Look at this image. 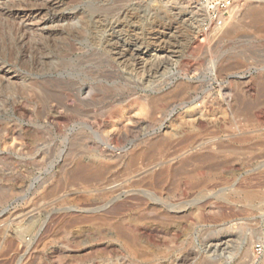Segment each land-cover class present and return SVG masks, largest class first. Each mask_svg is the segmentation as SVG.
<instances>
[{
  "label": "rangeland",
  "instance_id": "1",
  "mask_svg": "<svg viewBox=\"0 0 264 264\" xmlns=\"http://www.w3.org/2000/svg\"><path fill=\"white\" fill-rule=\"evenodd\" d=\"M62 1L68 21L51 26L80 33L65 41L20 9L33 0H0V264H264L263 24L245 18L235 39L195 36L202 12L192 0ZM253 5L264 19V0H233L229 13ZM15 26L43 33V53L19 48ZM86 85L93 106L72 99ZM52 92L64 101L42 99ZM90 140L102 175L73 179ZM154 141L137 172L128 168ZM183 161L195 170L174 190L171 176L145 191L139 179ZM225 235L228 246L216 247Z\"/></svg>",
  "mask_w": 264,
  "mask_h": 264
},
{
  "label": "bare ground",
  "instance_id": "2",
  "mask_svg": "<svg viewBox=\"0 0 264 264\" xmlns=\"http://www.w3.org/2000/svg\"><path fill=\"white\" fill-rule=\"evenodd\" d=\"M27 1V0H26ZM83 1H88V0H83ZM91 1V0H90ZM24 2H25V0H24ZM74 3V2H73ZM25 4V3H24ZM68 4V3H67ZM70 4H71V1H70ZM18 5V4H17ZM19 5H21V3L19 4ZM64 5V2L62 1V0H33V2H30V3H28V4H26V6L25 7H22V8H20V9H22L23 11L24 10H26L28 13H31L32 15H37V17H39L38 19H37V21H38V24L37 25H39V27H40V29H41V32H42V30H45V29H47V32H51V31H57V34H58V32H60V33H62L61 35L63 36L64 34L65 35H68V38H72V36L73 37H76L77 35H76V33L78 32V30L76 31L75 29H76V27L75 28H69V30H68V28H67V30H63V29H61L62 27H61V25H58V26H56V24H54L55 26H51V24L52 23H56V22H59V21H63L64 19H66V17L64 16V14H63V8H62V6ZM24 6V5H23ZM259 6V5H258ZM233 7V6H232ZM231 6H230V8H232ZM262 7V6H261ZM19 8V7H18ZM232 9H234V8H232ZM17 10V9H16ZM8 11V10H7ZM5 12V11H4ZM26 12V13H27ZM42 12H43V14H42ZM195 12H199V14L198 15H201L200 14V11L198 10V11H195ZM260 12H262L261 10H260V8L259 7H257V6H255V5H253V7H251L250 6V8L248 7L245 11H243V12H241L240 14H237V12H232L233 14L232 15H230V13H229V15H230V17H231V19H232V22L230 23L229 22V24L227 23V22H225V24L219 29V30H217L216 32H214L215 34H217V33H219V35L220 36H218V37H222L223 39H235L236 37H237V34H238V31H239V29H240V27H243L244 26V24L242 23V22H244V21H242V20H244L245 18H249V22L250 23H262L263 25H261L260 24V27H259V31L260 30H264V19H262L261 18V13ZM10 13V12H9ZM12 13V12H11ZM83 13H85V11H82V9H81V11H78V12H76L75 13V16H73V18H75V17H77V16H79V15H83ZM88 13V12H87ZM18 14V13H17ZM40 14H42L41 16H39ZM31 15V16H32ZM49 15V16H48ZM229 15H228V17H229ZM46 16H48V17H46ZM8 17H10V15H8ZM83 17H86L85 15L83 16ZM88 17V16H87ZM201 17H202V15H201ZM263 17V16H262ZM82 18V17H81ZM89 18V17H88ZM84 19H86V18H84ZM67 21H68V18L66 19ZM88 19H86V20H84V21H87ZM125 20V19H124ZM247 20V19H246ZM81 21V20H80ZM73 22H74V20H73ZM90 22V21H89ZM89 22H88V24H89ZM63 23V22H62ZM67 23V22H66ZM81 24V23H80ZM80 24L77 26V28L79 29V26H80ZM245 24H247L246 23V21H245ZM12 25V24H11ZM53 25V24H52ZM67 25H68V23H67ZM243 25V26H242ZM32 26H34V25H32ZM256 26H257V24H256ZM245 27V26H244ZM262 27H263V29H262ZM11 29H13V31H14V34H17V36H18V33L19 32H21V35H20V39L17 41V44H19V48H20V45H21V48H27V51H32V52H34L35 53V55L37 56L38 54L40 55V53H43V50L45 49L44 47H43V44L45 43L43 40H44V38L42 37V35H44L43 33H37L36 32V34H37V37H31V36H27L26 34H24V31H26L25 29H24V26H15V27H12ZM21 29V30H20ZM246 29V28H245ZM38 30V29H37ZM59 30V31H58ZM39 31V30H38ZM261 31V32H262ZM34 32V31H33ZM45 32V31H44ZM47 32H45V33H47ZM64 33V34H63ZM96 33V32H95ZM211 33V32H210ZM34 34V33H33ZM79 32H78V36H79ZM40 35V36H39ZM46 35V34H45ZM60 35V36H61ZM56 36V35H55ZM58 36V35H57ZM70 36V37H69ZM213 36H215V35H213ZM241 36V35H240ZM50 37V36H49ZM48 37V38H49ZM56 38V37H55ZM60 37H58V39H59ZM67 38V39H68ZM221 38V39H222ZM50 39V38H49ZM66 38H65V40H67ZM51 40V39H50ZM63 40H64V36H63ZM64 40V41H65ZM69 40V39H68ZM73 40V39H72ZM71 41V40H70ZM75 41V40H74ZM14 42H16V41H14ZM52 42H53V40H52ZM79 42V41H78ZM65 43V42H64ZM75 43H76V41H75ZM75 43H73L72 42V44H70L69 46H68V50H71V49H73L74 47H78V46H76V44ZM53 44H54V42H53ZM58 44V43H57ZM56 44V45H57ZM79 45H80V43H78ZM45 45V44H44ZM51 46H52V44H51ZM59 48H60V44L59 45H57ZM56 46V47H57ZM61 46H63L64 47V45H62L61 44ZM53 47V46H52ZM57 47V48H58ZM67 47V46H66ZM54 49V48H53ZM55 50H56V48H55ZM59 51H60V49H58ZM64 50V49H63ZM62 50V51H63ZM47 51V50H46ZM50 51V50H49ZM52 51V50H51ZM66 51H67V49H66ZM22 52H23V50H22ZM21 52V53H22ZM76 52V51H75ZM54 53H56V52H54ZM71 53H72V51H71ZM44 54H48V53H44ZM74 54V53H73ZM24 55V54H23ZM22 55V56H23ZM32 55V54H31ZM83 55V54H82ZM92 55V54H91ZM90 55V56H91ZM121 55V54H120ZM17 57V56H16ZM19 57H21V56H19ZM18 57V58H19ZM57 57V56H56ZM60 57V56H59ZM120 57H124V56H120ZM23 58V57H22ZM32 58V57H31ZM41 58V57H40ZM58 58V57H57ZM62 58V57H61ZM119 58V57H118ZM145 58V57H144ZM33 59V58H32ZM42 59V58H41ZM44 59V58H43ZM34 60V59H33ZM85 60V59H84ZM116 60V59H115ZM7 61V60H6ZM120 61V60H119ZM43 62V61H42ZM45 62V61H44ZM121 62V61H120ZM79 63H80V61H79ZM42 65H44V64H42ZM49 66V65H48ZM60 67H61V65H60ZM3 69V68H2ZM48 69V68H47ZM53 69V68H52ZM56 69V68H55ZM41 70V69H40ZM59 72V71H58ZM1 73V72H0ZM18 74V73H17ZM16 75V74H15ZM13 77V76H12ZM21 77V76H20ZM26 77V76H25ZM14 78V77H13ZM19 78V77H18ZM15 79V78H14ZM52 79V78H51ZM46 80V79H45ZM47 81V80H46ZM60 81V80H59ZM12 82H14V80L12 81ZM48 82V81H47ZM41 84V83H40ZM55 84V83H54ZM63 84V83H62ZM6 86V85H5ZM51 86V85H50ZM56 86H57V84H56ZM108 86V85H107ZM112 86V85H111ZM55 87V86H54ZM114 88V86H112V87H107V91H110V89H113ZM69 89V88H68ZM44 90L46 91V89L44 88ZM71 90V89H70ZM74 90V89H73ZM50 92V91H49ZM29 93V92H28ZM79 94H77V93H75L74 92V94H71V96H72V99H73V101H75V102H77L78 104H80V105H83V106H85V107H88V106H93L96 102H95V91H94V88L92 87V86H90V85H86L85 87H83V88H81L80 90H79V92H78ZM46 94H48L47 92H46ZM54 94V92H52V94L51 95H46V96H42V99H45L46 100V102L47 101H55L56 103H60L62 100L64 101V98L65 97H58V96H55V95H53ZM57 95V94H56ZM59 95H61V94H59ZM36 96L38 97V94H36ZM120 96V99L119 100H116L115 98H116V96L114 95V96H112V97H109V100L110 101H114V103H119V102H123L124 100H125V98H121V95H119ZM182 96V95H181ZM40 98V97H39ZM40 101H41V99H40ZM42 102V101H41ZM17 104V103H16ZM194 108V107H193ZM71 109V108H70ZM82 115V114H81ZM85 115V114H84ZM197 117V116H196ZM122 118V117H121ZM194 118H195V116H194ZM199 118V117H198ZM198 118H197V120H198ZM62 122V121H61ZM197 122H199V121H197ZM202 122V121H201ZM14 123V122H13ZM86 123V122H85ZM90 123V122H89ZM89 125V127H90V129H92V131L94 132V130H93V126L91 125V124H88ZM120 130V129H119ZM3 131V130H2ZM13 131V130H12ZM6 132V135H8L9 136V132H7V131H5ZM115 133V132H114ZM113 134V133H112ZM13 135V134H12ZM114 135V134H113ZM14 136V135H13ZM112 137V136H111ZM114 137V136H113ZM11 138V137H10ZM13 138V137H12ZM11 138V139H12ZM15 140V139H14ZM180 141V140H179ZM4 142H6V141H4ZM9 143V142H8ZM89 143L91 144V146L89 147V145L87 144V145H80V150L77 152V155L73 158V164H72V167H71V169H70V174H71V176L73 177V179L74 178H76V179H79V180H81V181H87V182H90L92 179H97V178H99L100 177V175H102L101 173H102V170H103V167H102V169L101 168H99V167H97L95 164H96V161H97V159L96 158H98L97 157V155L95 154V152H94V150L95 149H92V147L94 146V141H92V140H90L89 141ZM161 143V142H160ZM157 144H158V141H154V142H152L151 144H149V146H148V148L147 149H145V148H143V149H138V151H135V152H133V153H131V155L129 156V159H128V162H127V164H128V168H131V167H133L134 166V164H136L137 163V161L143 156V155H145V154H148V155H151L154 151H155V149H157ZM76 145V144H75ZM73 143L71 144V146H74V147H76ZM6 147V146H5ZM68 152V151H67ZM70 152V151H69ZM12 153V152H11ZM174 153V152H173ZM168 154V153H167ZM170 154V153H169ZM205 154V153H204ZM172 155V154H171ZM171 155H169V156H171ZM209 154H205V155H203V154H200V155H195V156H191V157H189V158H187L188 159V161L190 162V160H194V159H196V160H198V161H200V162H204V161H206V158H207V156H208ZM87 156H92L91 158H90V160H86L85 158L87 157ZM153 156V155H152ZM209 157V156H208ZM186 159V160H187ZM144 160H145V158H144ZM166 160V159H165ZM72 161V160H71ZM156 161V160H155ZM144 163V162H143ZM152 163H154L153 161H151L150 162V164L151 165H153ZM126 164V165H127ZM193 164V163H192ZM125 165V166H126ZM147 165V164H146ZM150 165V166H151ZM100 166V165H99ZM141 166V165H140ZM192 166V165H191ZM145 167V166H144ZM206 167V166H205ZM64 168V167H63ZM202 168V167H201ZM203 168H204V166H203ZM202 168V169H203ZM132 169V168H131ZM137 169V168H136ZM147 169V168H146ZM149 169V168H148ZM194 168H192V169H188V163H186V161H183L181 164H179L176 168H169V166H165V167H162V168H160L157 172H152V171H150V173L147 175V177H145V179H139V181L140 182H146L144 185H145V191H147V192H151L150 191V189L151 190H161L162 188H164V186H165V184L170 180L169 178L171 177V176H174L175 178H173L174 180H172L171 181V183H170V186L172 187L171 189H170V192H171V190H174L175 188H176V183L177 184H179L180 183V178H182V177H184V178H189L192 174H191V171L193 170ZM213 169V168H212ZM129 170V169H128ZM127 170V171H128ZM133 170V169H132ZM138 170V169H137ZM195 170V169H194ZM134 172L136 171V170H133ZM145 171V170H144ZM197 171V170H196ZM130 172V171H129ZM137 172V171H136ZM130 174H131V172H130ZM129 174V175H130ZM205 176V175H204ZM72 179V178H71ZM206 179V178H205ZM203 180V179H202ZM131 182V181H130ZM134 183V182H133ZM139 183V182H138ZM137 183V184H138ZM196 185H199V184H196ZM129 186V185H128ZM185 186V185H184ZM193 186V185H192ZM182 187V186H181ZM192 188V187H191ZM195 188H197V187H195ZM225 188V187H224ZM132 189V188H131ZM190 189V188H189ZM205 189V188H204ZM203 189V190H204ZM1 190V189H0ZM184 190V189H183ZM182 190V192H184ZM217 192V191H216ZM154 193L155 192H153V194L152 195H154ZM185 193V192H184ZM168 194V193H167ZM133 196H134V194H133ZM132 196V197H133ZM202 196H204V195H202ZM214 196V195H213ZM246 196L247 197H251V196H253V192L250 190V191H247L246 192ZM208 196L206 195V198H207ZM150 198H152V199H155V198H153L151 195H150ZM205 198V197H204ZM140 199V198H139ZM158 201H159V199H157ZM155 201V200H154ZM190 202H191V200H190ZM160 203V202H159ZM193 205V204H192ZM173 204L171 205H169L168 204V206L166 207V208H168L169 207V209L170 208H173ZM181 206V205H180ZM127 207V206H126ZM110 214V213H109ZM187 215V214H186ZM150 216V215H149ZM148 216V217H149ZM155 217V216H154ZM165 217V216H164ZM185 217V216H184ZM169 218V217H168ZM141 219V218H140ZM186 219V218H185ZM189 219V218H188ZM143 220V219H142ZM165 221H167V218H166V220ZM176 226V225H175ZM132 231V230H131ZM131 231L129 230L128 232H129V234L128 233H126L127 235H128V237L130 238L131 236H132V234H131ZM119 232V231H118ZM122 232V231H121ZM120 233V232H119ZM122 235H125L124 233L122 234ZM126 235V236H127ZM124 238H126V237H124ZM128 239V238H127ZM126 239V240H127ZM132 239V238H131ZM216 242H215V246L216 247H227L228 246V242H229V239L227 238V235H225V236H222V237H220V238H218L217 240H215ZM132 244V243H131ZM213 245V244H212ZM165 253V252H164ZM247 253V252H246ZM232 254H234V253H232ZM169 255V254H168ZM183 255V254H182ZM156 256V255H155ZM183 259H184V261H187L188 260V255H183V257H182ZM241 261V260H240ZM152 262V261H151ZM160 263H162V262H160ZM183 263V262H182ZM249 263V262H248ZM247 262H239L238 264H248ZM162 264H165L164 262L162 263ZM177 264H179V263H177ZM185 264V263H184ZM201 264H209V261H203Z\"/></svg>",
  "mask_w": 264,
  "mask_h": 264
},
{
  "label": "built area",
  "instance_id": "3",
  "mask_svg": "<svg viewBox=\"0 0 264 264\" xmlns=\"http://www.w3.org/2000/svg\"><path fill=\"white\" fill-rule=\"evenodd\" d=\"M233 0H192L194 6L202 12L198 24L193 27L195 36H204L219 30L227 21ZM257 250H259V246Z\"/></svg>",
  "mask_w": 264,
  "mask_h": 264
}]
</instances>
